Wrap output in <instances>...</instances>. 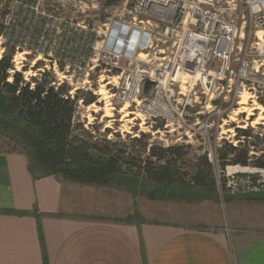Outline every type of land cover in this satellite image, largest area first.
I'll use <instances>...</instances> for the list:
<instances>
[{"label":"rangeland","instance_id":"374dc122","mask_svg":"<svg viewBox=\"0 0 264 264\" xmlns=\"http://www.w3.org/2000/svg\"><path fill=\"white\" fill-rule=\"evenodd\" d=\"M131 0H0V57L5 46L15 47L13 63L16 71L21 72L26 81L36 77L39 72H46L48 80H55L56 86L64 84L72 97L77 93L75 123L77 134L84 138L100 142L109 141L113 149L125 151L126 157H145L143 145L170 147L187 145V167L194 158L203 154L201 141L194 137L188 139L196 120H208L212 123L210 139L212 144H218L215 156L228 141L237 143L239 148L250 147L252 140L242 139L239 131L253 130L262 134L264 139V110L260 108L264 101L260 99L257 105H251L242 100L240 105L225 109V104L213 101L215 110H201L206 102L200 96L198 103L184 111L185 124L166 126L165 122L153 119L143 110H135L134 106L116 104L113 102L112 76L119 71L106 72L100 47L108 38L107 28L120 17L128 21L123 12ZM122 14H125L122 17ZM238 22L246 15L243 1L238 0ZM256 38L248 32L237 39L236 46H241L243 52H252ZM236 57H239L236 50ZM259 84L255 83L258 90ZM103 92L107 97L99 95ZM143 98L149 97V87L143 92ZM93 98V103L85 105L83 100ZM198 102V101H197ZM252 116L247 118V113ZM255 108H259L256 110ZM221 109V110H219ZM257 121V124L253 123ZM190 127V128H189ZM141 135L146 138L141 139ZM142 140L137 142L135 140ZM193 140L192 144L187 141ZM7 141L0 138V151L13 149ZM251 150V148L249 149ZM256 156L264 153L263 143L257 147ZM262 152V153H261ZM138 164V163H136ZM234 167V166H227ZM226 169V168H225ZM215 168L216 177L225 176L227 171L242 170L256 179L263 180L251 165L236 166L235 169ZM67 182V181H66ZM64 194V209L71 216L82 221L111 222L120 225L142 223H178L200 226L201 219L214 222L225 221V204L228 200L237 203L250 202L252 195H263L264 191L231 195L226 189L219 190V201L202 203H183L172 201H153L142 196L133 197L123 187L110 185L104 188L82 186L68 182ZM255 200V199H253ZM260 200L256 199L255 201Z\"/></svg>","mask_w":264,"mask_h":264},{"label":"built area","instance_id":"2783aa9c","mask_svg":"<svg viewBox=\"0 0 264 264\" xmlns=\"http://www.w3.org/2000/svg\"><path fill=\"white\" fill-rule=\"evenodd\" d=\"M241 1L246 15L239 24L238 0H131L123 10L129 20L120 17L109 25L100 47L105 71H119L112 76L113 102L133 105L174 126L185 124L184 111L192 101L200 104V96L206 102L201 110H215L211 103L217 100L225 104L224 110L238 107L244 98L251 105L264 101V0ZM247 32L256 38L249 53L236 46ZM147 86L149 97L143 98ZM212 126L196 120L187 138L201 141L203 154L215 164L220 138L212 144ZM240 142L228 141L233 147ZM254 154L251 149L249 155ZM256 173L264 177V169ZM216 185L218 192L222 188L231 195L264 191V179L242 170L216 177Z\"/></svg>","mask_w":264,"mask_h":264},{"label":"crops","instance_id":"0c3cea01","mask_svg":"<svg viewBox=\"0 0 264 264\" xmlns=\"http://www.w3.org/2000/svg\"><path fill=\"white\" fill-rule=\"evenodd\" d=\"M67 185L33 180L24 155L0 151V264H264L263 195L228 200L223 224L120 225L70 216Z\"/></svg>","mask_w":264,"mask_h":264},{"label":"trees","instance_id":"16d2710c","mask_svg":"<svg viewBox=\"0 0 264 264\" xmlns=\"http://www.w3.org/2000/svg\"><path fill=\"white\" fill-rule=\"evenodd\" d=\"M15 52L14 46H5L0 57V138L13 147L6 153L26 157L33 180L54 176L95 188L120 186L133 197L153 201L217 203L216 167L251 165L264 169V153L256 156L255 152L264 139L252 130L239 131L244 139L252 140L250 147L226 144L218 151L215 164L202 154L188 167L187 145L144 144L145 157H126L125 151L113 149L109 141L101 144L84 138L77 134L75 123L77 93L71 97L70 90L64 84L56 86L46 72L26 81L14 67ZM83 103L90 105L93 98ZM250 148L255 153L252 156Z\"/></svg>","mask_w":264,"mask_h":264},{"label":"bare ground","instance_id":"6f19581e","mask_svg":"<svg viewBox=\"0 0 264 264\" xmlns=\"http://www.w3.org/2000/svg\"><path fill=\"white\" fill-rule=\"evenodd\" d=\"M99 95L103 97V100H106L107 97L105 96V94L102 91L99 92ZM255 109L259 110V108H255ZM242 110H243L242 113H247L246 119H248L250 116H252V114L249 111L247 112L245 108H243ZM253 123L257 124V121H254Z\"/></svg>","mask_w":264,"mask_h":264}]
</instances>
